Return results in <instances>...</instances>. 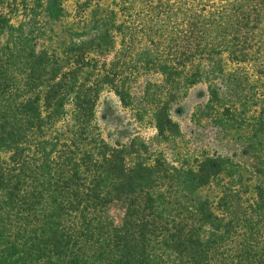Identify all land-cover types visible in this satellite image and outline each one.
Returning a JSON list of instances; mask_svg holds the SVG:
<instances>
[{
    "label": "trees",
    "instance_id": "obj_1",
    "mask_svg": "<svg viewBox=\"0 0 264 264\" xmlns=\"http://www.w3.org/2000/svg\"><path fill=\"white\" fill-rule=\"evenodd\" d=\"M63 2L0 0V264H264L262 185L252 203L227 188L202 200L218 158L147 160L144 142L111 146L95 123L105 90L129 107L141 79L165 139L166 104L193 86L212 104L264 79V0H77L96 7L91 26L60 41L45 25Z\"/></svg>",
    "mask_w": 264,
    "mask_h": 264
},
{
    "label": "rangeland",
    "instance_id": "obj_2",
    "mask_svg": "<svg viewBox=\"0 0 264 264\" xmlns=\"http://www.w3.org/2000/svg\"><path fill=\"white\" fill-rule=\"evenodd\" d=\"M108 2L100 0V6L104 8ZM63 5L65 16L45 25L47 28L52 26L60 35V41L66 31L70 33L80 31L79 27L91 26L87 24L96 8L91 6L80 13L77 0H64ZM160 79L154 74L150 81L160 83ZM246 80L248 83L232 94L220 92L212 104L208 102L210 95L205 84L193 86L182 98L166 104L172 132L165 139L158 138L152 119L160 97L147 96L144 102L140 101L141 79L133 90L135 100L129 107H125L113 92L105 90L97 102L95 123L101 137L111 146H126L133 139L144 142L148 153L141 150L138 153L147 160L152 161L160 155L158 157L171 166L195 169L208 158H218L221 171L217 179L200 188L197 196L214 202L222 189H235L252 203L256 198V186L264 187V121L260 126L255 120L260 108H264V79L248 76ZM161 98L168 100L166 96ZM134 160L133 156L128 157L129 163Z\"/></svg>",
    "mask_w": 264,
    "mask_h": 264
}]
</instances>
